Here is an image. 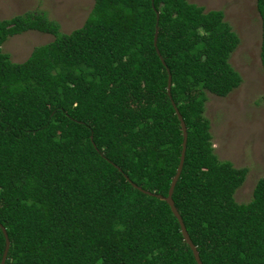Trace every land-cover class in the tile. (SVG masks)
Instances as JSON below:
<instances>
[{
	"label": "trees",
	"instance_id": "1",
	"mask_svg": "<svg viewBox=\"0 0 264 264\" xmlns=\"http://www.w3.org/2000/svg\"><path fill=\"white\" fill-rule=\"evenodd\" d=\"M256 6L264 69V0ZM28 30L54 38L14 62L2 45ZM239 42L222 9L190 0H94L70 32L45 10L0 19L5 264H197L157 196L182 149L172 100L188 131L172 197L202 263L264 264V175L238 202L248 168L218 157L205 116L207 92L242 81L230 63ZM4 248L0 227V263Z\"/></svg>",
	"mask_w": 264,
	"mask_h": 264
},
{
	"label": "rangeland",
	"instance_id": "2",
	"mask_svg": "<svg viewBox=\"0 0 264 264\" xmlns=\"http://www.w3.org/2000/svg\"><path fill=\"white\" fill-rule=\"evenodd\" d=\"M206 10L222 9L240 42L230 56L242 81L226 96L207 92L205 116L210 121L212 143L220 159L247 167L244 182L235 192L238 202H248L257 180L264 175V69L261 63V18L256 0H190ZM94 0H0V19L28 10H45L63 32L83 25ZM54 36L28 30L8 37L2 45L12 61L22 62L38 45Z\"/></svg>",
	"mask_w": 264,
	"mask_h": 264
},
{
	"label": "water",
	"instance_id": "3",
	"mask_svg": "<svg viewBox=\"0 0 264 264\" xmlns=\"http://www.w3.org/2000/svg\"><path fill=\"white\" fill-rule=\"evenodd\" d=\"M158 18H159V14L157 13V20H158ZM157 37H158V28L156 27L155 34H154V44L156 46V50H157L158 54H160L159 50L157 48ZM160 58H161L162 62L164 63V60H163L162 56H160ZM167 71H168L167 93L171 97L172 78H171V74L169 73L168 69H167ZM172 104L174 106L175 112H176L177 117H178V119L180 121V124H181V129H182V134H183L182 149H181V154H180V160H179V163H178V167H177L175 175L172 178L168 194L166 196H162V195H157V196L165 199V201L170 206V209H171L172 213L177 218V220L179 222V225H180L181 233H182L183 238H184V241L188 244V246L192 250L193 256L195 258L196 263L197 264H203L202 260L200 258V255H199V251H198L196 245L193 243L192 239L190 238V235H189V233H188V231L186 229V226H185V223H184V221L182 219V216L180 215L177 207L175 206V203H174V200H173V197H172L173 191H174V187L176 185V182H177V180H178V178H179V176L181 174L182 168H183V164H184V160H185L186 144H187V138H188V131H187V126L185 124V121H184L181 113L179 112V110L176 107V105H175L173 100H172ZM91 139H92V136H91ZM134 186L137 187L138 189H140L141 191L147 193V194L154 195V193H152V192H150L148 190H143L141 187L136 186V185H134ZM0 227H1L2 231H3V233H4V236H5V248H4V252H3L0 264H5V261H6L7 255H8V251H9V248H10V238L8 236V233H7V230H6L5 226L0 223Z\"/></svg>",
	"mask_w": 264,
	"mask_h": 264
}]
</instances>
